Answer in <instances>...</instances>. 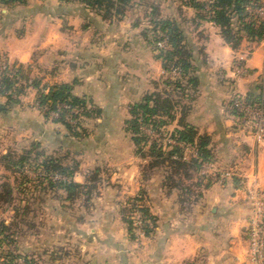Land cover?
Instances as JSON below:
<instances>
[{
    "label": "rangeland",
    "instance_id": "1",
    "mask_svg": "<svg viewBox=\"0 0 264 264\" xmlns=\"http://www.w3.org/2000/svg\"><path fill=\"white\" fill-rule=\"evenodd\" d=\"M149 4L156 6L155 18L177 21L192 52V72L182 76L176 69L163 71L161 60L152 55L158 51L152 53L153 45L149 48L141 41L140 32L152 36ZM123 16L118 32L96 34L104 37L108 52L122 50L128 62V67L119 66L126 76L118 74L111 81L109 91L114 89L110 95L115 102L102 103L99 120L82 118L77 128L68 131L62 124L43 118L31 103L25 106L37 110L39 122L34 117L39 115H33L32 110L13 111L10 118L0 116V153L29 154L15 169L0 166V193L5 192L3 184L12 188L10 199L0 201V264H165L172 256L171 234L180 235L181 220L195 215V203L204 189L213 183H239L240 177L230 166L241 151L237 143L242 136L236 131L238 128L252 136V123L248 117L233 118L229 102L235 97L264 95V58L262 67L259 56L253 63L258 67L245 68L237 57L227 60L223 56L226 53L211 52L216 61L207 62L203 49L213 37L206 27L209 22L200 21L195 27L190 21L193 9L180 0H130ZM231 22L234 28L240 26L235 17ZM247 52L245 48L244 54ZM193 76L194 84L189 79ZM103 78L100 81L106 85ZM154 91L168 98L171 117L160 126L139 118L145 142L141 144L142 154H136L129 131L123 130V120L130 104ZM180 119L192 125L197 134L209 136L212 161L204 162L200 173L191 166L172 170L168 161L148 167L150 160H156L148 155V147L153 144L162 151L177 148L187 163L195 156L194 144L175 138L173 130L179 127ZM226 119H233V123ZM40 152L72 167V180L82 187L66 193L49 183L53 174L41 171ZM222 171L230 172L229 176L218 178ZM213 175L216 181H211ZM166 181L168 187L163 185ZM241 201V210L235 211L242 214L238 231L244 241L243 223L247 222L249 208L245 198ZM143 210L151 217L144 218ZM217 224L207 221L204 226L215 229ZM200 257L195 254L181 262L189 264ZM243 262L249 263L246 248Z\"/></svg>",
    "mask_w": 264,
    "mask_h": 264
},
{
    "label": "crops",
    "instance_id": "2",
    "mask_svg": "<svg viewBox=\"0 0 264 264\" xmlns=\"http://www.w3.org/2000/svg\"><path fill=\"white\" fill-rule=\"evenodd\" d=\"M123 17L104 21L79 3L60 0H26L20 4H0V55L5 56L9 62L21 64L24 75L38 80L41 87L52 83H72L74 95L89 98L101 109L102 103L115 102L110 95L114 89L109 91L111 81L118 74L125 75L119 66L128 67V62H125L126 54L122 50L108 52L106 40L96 34L118 32ZM206 27L213 36L209 37L203 49L207 62L211 59L215 62L216 58L212 54L219 52L222 55L226 53L223 56L227 60L237 57L245 68L258 67L253 63L260 56L262 67L263 41L242 38L238 47L231 49L217 34L216 26L206 23ZM249 43L250 48L246 47ZM245 48L249 52L244 54ZM102 77L106 85L101 83ZM34 94L35 90L28 88L18 104H6L0 96V116L10 118L13 111L19 113L21 109L24 110L22 112L32 110V114L37 113V110L25 106L31 102ZM99 94L100 100H97ZM34 117L38 122L41 119L40 115L35 114ZM232 120L225 121L233 123ZM236 132L242 136L237 143L241 151L235 154L230 166L240 177L239 183L249 181L254 176L264 191V139L255 141L247 131L238 128ZM239 183L236 185L231 181L220 186L213 183L204 189L202 197L195 203V215L187 221L181 220L180 235L171 234L174 239L170 246L172 256L166 258L165 264H185L181 262L182 259L195 254H200L201 260L189 264H246L243 255L247 242L243 241L238 231L243 222L242 214L235 211L241 210V200H244ZM206 205H209L207 209ZM241 212L244 213L243 210ZM207 221L215 225L219 222L218 227L205 228ZM174 223L173 220L170 222L172 227L176 226ZM243 225L245 228L246 221Z\"/></svg>",
    "mask_w": 264,
    "mask_h": 264
},
{
    "label": "trees",
    "instance_id": "3",
    "mask_svg": "<svg viewBox=\"0 0 264 264\" xmlns=\"http://www.w3.org/2000/svg\"><path fill=\"white\" fill-rule=\"evenodd\" d=\"M26 0H0V4L9 5L13 3H24ZM62 2H76L82 5L84 8L92 11L95 15L99 16L101 20L112 21L121 18L124 15L126 8L130 0H61ZM184 6L190 7L194 11V16L190 19L194 26H199L200 21H207L218 28V33L222 40L231 48L236 49L241 41V36L244 34L246 39L253 38L251 41H263L264 42V17L255 16V13L246 11L247 6L261 7L264 0H180ZM148 18L149 23L152 22V29L149 33L152 36H147L144 32H140L141 38L145 43L152 44L153 56L155 59L161 60V66L163 71H171L172 69L179 70L180 75H186L192 72L193 66L191 64L192 52L188 48V42L185 40L179 25L175 19L172 18H155L157 14L156 6L153 4L148 5ZM235 17L240 26L233 27L232 18ZM157 33V34H156ZM152 37V38H151ZM249 37V38H248ZM163 42L161 47H156L157 42ZM150 47V46H149ZM0 58L7 62L6 69L0 75V96L5 99L6 104H18L20 98L26 93L28 88L35 90V99L39 105L46 104L49 108H53L56 103L63 102L70 107H75L78 112L70 114V117L74 121L73 124L65 122L62 115L65 111L60 113V118L50 119L52 122L62 124L68 131L72 128H77L80 124V120L85 117L98 118L101 113V109L95 106L89 98L85 96H76L72 93V83L60 82L52 83L46 87V91H41V85L38 80L34 78H28L24 75L23 67L16 62H9L7 58L0 55ZM193 84L196 82L194 76L189 78ZM44 87V86H42ZM262 87H264V74L262 78ZM234 100H239L243 104H249L252 106H264L263 93L257 94L253 98L242 96L235 97L229 102V113L233 118H245L247 119L243 111L234 105ZM170 104L167 97H161L156 91L145 94L140 97L137 102H133L127 107L128 116L123 120V130H128L130 133V140L135 146V153L142 154L141 144L145 142L144 137L139 131V118L153 125H163L166 123V119L171 117ZM43 118L47 119L45 115ZM248 120V119H247ZM178 128L173 130L175 138L186 144H194L196 154L190 158L187 163L182 156V153L174 147L166 151L160 150L156 145L148 147V155L155 161H149L148 167H151L153 163L168 161V167L172 170L184 169L191 166L192 170L200 173L199 167L204 162H210L211 153L208 148L209 136L207 134H197L195 128L186 122H182V119L178 120ZM38 145L37 143H34ZM25 155L18 156L14 152L5 150L0 153V166L4 169H15L18 166L23 165L27 159L28 152H24ZM145 155V154H144ZM39 166L43 173H51L53 175H60L64 179H53L49 183L54 184L57 187L62 188L66 193H70L74 188L82 187L72 180L73 168L70 166H64L59 163L55 156L46 155L40 152ZM189 164V165H188ZM175 167V168H174ZM174 172V171H173ZM169 176H166L169 180ZM210 182L209 180L206 182ZM209 184V183H208ZM166 187L169 183L163 182ZM2 189L5 191L0 193V201L7 202L11 197V186L7 183L2 185ZM142 215L151 217L147 210H143ZM29 264V263H28Z\"/></svg>",
    "mask_w": 264,
    "mask_h": 264
},
{
    "label": "built area",
    "instance_id": "4",
    "mask_svg": "<svg viewBox=\"0 0 264 264\" xmlns=\"http://www.w3.org/2000/svg\"><path fill=\"white\" fill-rule=\"evenodd\" d=\"M246 11L259 14L264 17V8L262 7H251L247 6ZM158 47L163 45V42L159 41L156 43ZM7 62L0 58V75L6 69ZM41 91L45 92L46 87H41ZM33 108L37 109L38 112L47 119L60 118V113L65 111L62 118L65 122L73 124L74 121L70 117V114H75L78 109L70 107L69 105L60 102L56 103L53 108H49L46 104L39 105L35 99V94L31 100ZM234 105L239 107L243 113L248 116L252 123V136L254 140L260 141L264 137V106H252L249 104H243L239 100H234ZM203 173V172H202ZM228 171H222L218 178L229 176ZM211 181H216L217 176L213 175ZM54 179H64L60 175H53ZM240 188L243 196L248 203L249 215L245 225L246 231V252L248 258V264H264V193L260 189L257 180L254 176H251L249 181H241Z\"/></svg>",
    "mask_w": 264,
    "mask_h": 264
}]
</instances>
